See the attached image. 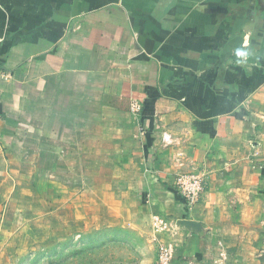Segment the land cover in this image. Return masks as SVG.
I'll return each mask as SVG.
<instances>
[{
	"label": "crops",
	"instance_id": "1",
	"mask_svg": "<svg viewBox=\"0 0 264 264\" xmlns=\"http://www.w3.org/2000/svg\"><path fill=\"white\" fill-rule=\"evenodd\" d=\"M76 129H99L79 144L82 165L103 156L102 129H114L117 208L170 226L152 230L156 261L161 242L172 264L258 261L264 0H0V206L32 181L28 197L63 196L60 151L74 149ZM185 171L204 180L190 209L174 184Z\"/></svg>",
	"mask_w": 264,
	"mask_h": 264
},
{
	"label": "rangeland",
	"instance_id": "2",
	"mask_svg": "<svg viewBox=\"0 0 264 264\" xmlns=\"http://www.w3.org/2000/svg\"><path fill=\"white\" fill-rule=\"evenodd\" d=\"M91 125H96L93 120ZM113 132L114 129H102L101 136L105 141L102 145L106 147L102 146L99 152L103 156L86 159V165H82L83 159H78L82 158L79 144L87 140L88 134L92 142L97 140L99 129H76L75 135L72 134L74 138L70 142L74 149L60 151L64 159H60L55 185V190L63 196L46 197L44 191L28 197L27 193L34 192L38 186L32 181L27 184L32 189L36 186L35 189L30 190L23 184L21 196L12 194L4 200L0 206V264L156 263L153 226L145 211L117 208L113 182L116 174ZM129 132V129L122 132L124 186L129 184L126 183L127 172L132 168L130 161L126 160L127 155L130 156L127 150L131 138ZM62 141V145L67 143L65 137ZM67 162L75 166L68 167ZM70 169L75 170V176L67 173ZM83 169L85 174L88 173L89 181L79 178ZM109 189H112L109 197L100 195ZM66 190H69L70 198L64 197ZM262 230L264 232V228ZM258 254V261L249 264H264V244Z\"/></svg>",
	"mask_w": 264,
	"mask_h": 264
},
{
	"label": "built area",
	"instance_id": "3",
	"mask_svg": "<svg viewBox=\"0 0 264 264\" xmlns=\"http://www.w3.org/2000/svg\"><path fill=\"white\" fill-rule=\"evenodd\" d=\"M163 141H168V137L163 135ZM203 177L198 172L185 171L178 173L174 178V184L185 200L187 208L196 204L203 193ZM152 226L155 232H160L170 228L167 221L160 217L152 218ZM173 247L170 243L161 242L158 245V257L156 264H172Z\"/></svg>",
	"mask_w": 264,
	"mask_h": 264
}]
</instances>
